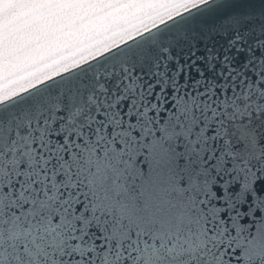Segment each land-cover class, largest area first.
I'll use <instances>...</instances> for the list:
<instances>
[{"label":"snow or ice","instance_id":"1","mask_svg":"<svg viewBox=\"0 0 264 264\" xmlns=\"http://www.w3.org/2000/svg\"><path fill=\"white\" fill-rule=\"evenodd\" d=\"M0 264H264V0H0Z\"/></svg>","mask_w":264,"mask_h":264}]
</instances>
